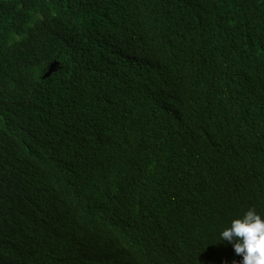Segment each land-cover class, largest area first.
<instances>
[{
    "label": "trees",
    "instance_id": "obj_1",
    "mask_svg": "<svg viewBox=\"0 0 264 264\" xmlns=\"http://www.w3.org/2000/svg\"><path fill=\"white\" fill-rule=\"evenodd\" d=\"M248 209L264 0H0V264H239Z\"/></svg>",
    "mask_w": 264,
    "mask_h": 264
},
{
    "label": "clouds",
    "instance_id": "obj_2",
    "mask_svg": "<svg viewBox=\"0 0 264 264\" xmlns=\"http://www.w3.org/2000/svg\"><path fill=\"white\" fill-rule=\"evenodd\" d=\"M234 253L241 257L239 264H264V218L248 209L240 217L231 219L218 233Z\"/></svg>",
    "mask_w": 264,
    "mask_h": 264
},
{
    "label": "water",
    "instance_id": "obj_3",
    "mask_svg": "<svg viewBox=\"0 0 264 264\" xmlns=\"http://www.w3.org/2000/svg\"><path fill=\"white\" fill-rule=\"evenodd\" d=\"M57 70H58V63L55 62L50 67L48 73L44 76V80L51 78L54 75V73L57 72Z\"/></svg>",
    "mask_w": 264,
    "mask_h": 264
}]
</instances>
